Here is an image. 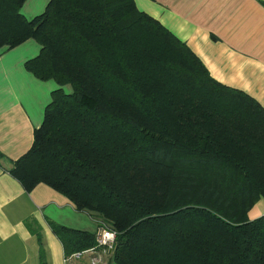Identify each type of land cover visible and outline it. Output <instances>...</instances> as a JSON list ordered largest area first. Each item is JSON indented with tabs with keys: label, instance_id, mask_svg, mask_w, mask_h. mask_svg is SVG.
I'll use <instances>...</instances> for the list:
<instances>
[{
	"label": "trees",
	"instance_id": "trees-1",
	"mask_svg": "<svg viewBox=\"0 0 264 264\" xmlns=\"http://www.w3.org/2000/svg\"><path fill=\"white\" fill-rule=\"evenodd\" d=\"M25 1L0 0V49L36 39L26 67L59 87L10 174L109 223L117 264H264V215L249 218L264 198L263 105L135 0H49L33 19ZM52 228L65 256L98 244Z\"/></svg>",
	"mask_w": 264,
	"mask_h": 264
},
{
	"label": "crops",
	"instance_id": "crops-1",
	"mask_svg": "<svg viewBox=\"0 0 264 264\" xmlns=\"http://www.w3.org/2000/svg\"><path fill=\"white\" fill-rule=\"evenodd\" d=\"M49 0H26L27 19L42 14ZM139 10L159 20L199 56L218 81L240 89L264 107V0H135ZM41 50L30 38L0 49V264H90L86 252L65 261L64 247L52 225L97 233L95 216L78 210L45 183L26 191L9 170L33 145L45 110L58 88L26 67ZM264 215V198L249 218ZM103 264H117L99 248ZM96 253V254H97ZM43 256V257H42Z\"/></svg>",
	"mask_w": 264,
	"mask_h": 264
},
{
	"label": "built area",
	"instance_id": "built-area-1",
	"mask_svg": "<svg viewBox=\"0 0 264 264\" xmlns=\"http://www.w3.org/2000/svg\"><path fill=\"white\" fill-rule=\"evenodd\" d=\"M116 237V232L104 224L102 227H99L97 232V242L98 244L95 247L87 249L83 252L74 253L71 256H65L66 262H71L72 258H78L80 255L88 252L92 254L90 257V264H103V258L100 254L97 253L99 248H104V251L110 250L113 247ZM97 253V254H96Z\"/></svg>",
	"mask_w": 264,
	"mask_h": 264
},
{
	"label": "rangeland",
	"instance_id": "rangeland-1",
	"mask_svg": "<svg viewBox=\"0 0 264 264\" xmlns=\"http://www.w3.org/2000/svg\"><path fill=\"white\" fill-rule=\"evenodd\" d=\"M65 91L67 92V93H71L72 92V87L70 86V85H66V87H65ZM98 222V221H97ZM107 223V222H106ZM98 225H99V227H101L100 225H102V224H100L99 222H98ZM106 225H109V223H107Z\"/></svg>",
	"mask_w": 264,
	"mask_h": 264
},
{
	"label": "bare ground",
	"instance_id": "bare-ground-1",
	"mask_svg": "<svg viewBox=\"0 0 264 264\" xmlns=\"http://www.w3.org/2000/svg\"><path fill=\"white\" fill-rule=\"evenodd\" d=\"M116 238V237H115ZM115 242V241H114ZM112 249H113V247L110 249V251L112 252Z\"/></svg>",
	"mask_w": 264,
	"mask_h": 264
}]
</instances>
